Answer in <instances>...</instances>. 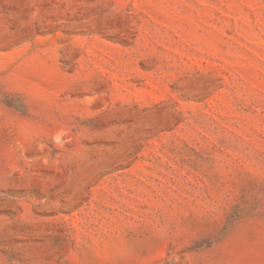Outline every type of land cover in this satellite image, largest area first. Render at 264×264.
Here are the masks:
<instances>
[{
    "label": "rangeland",
    "instance_id": "374dc122",
    "mask_svg": "<svg viewBox=\"0 0 264 264\" xmlns=\"http://www.w3.org/2000/svg\"><path fill=\"white\" fill-rule=\"evenodd\" d=\"M0 264H264V0H0Z\"/></svg>",
    "mask_w": 264,
    "mask_h": 264
}]
</instances>
